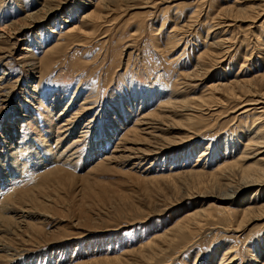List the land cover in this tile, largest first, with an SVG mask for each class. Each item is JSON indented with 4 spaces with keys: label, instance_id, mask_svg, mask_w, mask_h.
Returning <instances> with one entry per match:
<instances>
[{
    "label": "rangeland",
    "instance_id": "obj_1",
    "mask_svg": "<svg viewBox=\"0 0 264 264\" xmlns=\"http://www.w3.org/2000/svg\"><path fill=\"white\" fill-rule=\"evenodd\" d=\"M262 94L264 0H0V264H264Z\"/></svg>",
    "mask_w": 264,
    "mask_h": 264
},
{
    "label": "bare ground",
    "instance_id": "obj_2",
    "mask_svg": "<svg viewBox=\"0 0 264 264\" xmlns=\"http://www.w3.org/2000/svg\"><path fill=\"white\" fill-rule=\"evenodd\" d=\"M48 10V11H47ZM46 10V15L47 14H49V12H50V10L49 9H47ZM197 14L198 13H196V16L194 15V18L196 17H198L197 16ZM261 14H259V13H257V15L256 16H252L251 18H252V21L253 20H255L256 21V19L257 18H259V16H260ZM251 21V20H250ZM224 24V23H223ZM164 25H165V23H163V25H162V28H164ZM218 25H220V24H218ZM218 28L220 29L221 27H219L218 26ZM210 32H209V35H212V34H215L216 33V30H214V27H211L210 29ZM177 34V33H176ZM222 41H224V40H222ZM209 45V44H208ZM223 45V44H222ZM222 45H217V46H215V45H213V44H210V46L208 47V49L206 50V51H204L203 53H201L200 55H201V57H202V61L200 62V63H198V68L197 69H200L199 68V66H202V67H206V60H209V59H212V56H213V54L216 52V49H215V47L216 48H218V47H221ZM172 48H174V47H176V45H174L173 44V46H171ZM221 54V53H220ZM203 64V65H202ZM198 70H196V71H194L193 72V74H191V75H189V76H196L197 74H198ZM261 79V78H260ZM262 80V79H261ZM237 81H239V80H237ZM234 83V82H233ZM246 83H248V84H250V85H248V87H250L251 86V83L252 82H250V81H248V82H246ZM242 84V83H241ZM245 85V84H244ZM232 86V85H231ZM245 91V90H244ZM246 92H248V91H246ZM244 95V94H243ZM262 97L264 98V94H262ZM258 102L259 101H257V102H252V103H250V104H248L247 106H255V105H258ZM261 102V101H260ZM171 103V102H170ZM247 106H245V105H243V106H241V108H240V110L242 111L241 112V114H246V115H248V113H250V111H254L259 117H258V119H256V121L257 120H259V119H264V111H260V112H256L257 110L256 109H252V110H249L248 108H246ZM255 108V107H254ZM22 117H24V116H22ZM13 117H11V119H12ZM15 118H13V120H14ZM6 120V118L4 119V121ZM260 121V120H259ZM258 121V122H259ZM5 127H7L6 129H5V131L1 134V135H3V137L1 138V140L3 141V144H8V146H10L11 147V143H13L14 142V140H15V137H16V135H17V133H16V127H17V123L15 122V121H13L12 122V124L9 122V123H7L6 125H5ZM9 132V133H8ZM262 131H259L258 132V134H260ZM260 139H262V138H259V137H254V138H252V139H250V140H247V144L245 145L246 146V148L247 149H252L253 147H260L261 145H264V138H263V140L262 141H259ZM1 144V143H0ZM7 146V145H6ZM6 149V148H5ZM13 151V149L11 150L9 147L4 151V154H0V176H2V177H0V189H4V188H6V187H8V186H10V185H12L13 184V182H15L16 181V179L17 178H19V174L16 172V168L14 167V165H16L15 163H14V158H12L13 156H12V154H10L11 152ZM52 155V154H51ZM207 154L206 153H204V154H202L201 155V157H203V156H206ZM50 155H46V157H45V159H46V161H48L49 162V159H50ZM200 157V158H201ZM42 159H44V158H41V161H43ZM5 160H6V162H7V164H8V169L6 168V164L4 163L5 162ZM33 161V160H32ZM32 161H30L31 163H32ZM5 164V165H4ZM229 165H231V164H229ZM233 166V165H232ZM229 168V167H228ZM230 168H231V166H230ZM7 169V170H6ZM263 169V170H262ZM260 168V169H253V167H246V168H243V170L242 171H240L241 172V174L243 175V176H247V177H245L246 178V180H248L247 181V185H249V184H257V183H259L260 181H262L264 178V168ZM8 172V173H7ZM245 180V179H244ZM244 182H246V181H244ZM242 183V182H241ZM2 187V188H1ZM10 212V211H9ZM246 214V213H245ZM248 214V213H247ZM4 215V214H3ZM1 213H0V221L2 222V220H4L3 222L4 223H6V224H10V220L7 218V217H5V216H3ZM244 219V218H243ZM248 219V218H247ZM259 219V218H258ZM255 220V219H254ZM257 220V219H256ZM246 222V220L245 221H243V224ZM249 222V221H248ZM240 224V223H239ZM243 227L245 226V225H242ZM240 227V226H239ZM242 228V227H241ZM4 250V249H3Z\"/></svg>",
    "mask_w": 264,
    "mask_h": 264
}]
</instances>
